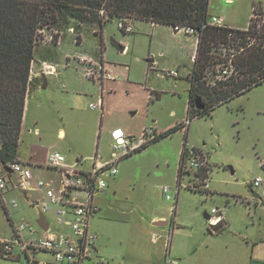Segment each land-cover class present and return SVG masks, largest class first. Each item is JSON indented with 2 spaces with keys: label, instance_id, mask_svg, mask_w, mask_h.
Masks as SVG:
<instances>
[{
  "label": "crops",
  "instance_id": "1",
  "mask_svg": "<svg viewBox=\"0 0 264 264\" xmlns=\"http://www.w3.org/2000/svg\"><path fill=\"white\" fill-rule=\"evenodd\" d=\"M223 2L225 5L214 9V3L210 0L209 17L221 15L225 17L226 24L230 28L242 30L248 28L255 5L242 4L241 0H223ZM259 3L264 11V0H259ZM130 22L132 30L125 31L119 28L122 33L118 39L113 40V46L104 40V30L97 33V29L93 28L92 31L100 40L101 49L99 52H95L93 47L87 45L84 32L82 33L83 39L79 42L77 37L73 38L69 35L63 42L60 38L54 44L49 43L51 46L57 47V54L51 55L44 50L41 58L35 56L30 75L32 86L26 98L19 141L20 146L33 133L34 136L29 143L35 148L29 157L24 158L19 155L18 147L17 160L29 164L36 178H60L57 169L46 165L47 156L51 151H59L65 154L68 163L73 164L80 161L78 167L86 170L91 167L92 158L95 155L100 160H107L104 158L102 148L104 130L107 131L106 135L109 136L111 142L112 132L115 129L136 134L149 124L156 123L157 125L156 114L153 110V106L157 102L154 101V97L156 94L157 98L161 99V91L158 92L155 87H149V80L153 73L157 72L155 74L159 79L170 80L172 78L175 81L176 89L167 92L171 93V97H175L178 94V80L182 78L179 70L182 69L181 66L183 68L186 66L187 70L184 76L187 77L190 88L189 74L194 65L199 39L194 35L179 32L172 25L166 23H154L141 19L130 20ZM71 29L69 30L70 33L75 32ZM75 35L77 36L76 32ZM81 55L101 59L105 71L111 73L113 78L103 81L87 78L84 75L85 65L78 59V56ZM43 64L52 65L53 71H42ZM167 69H177L179 76H162V72ZM44 92L50 95V99L47 101L42 99ZM99 99L103 100V107L92 109L90 104ZM34 104L36 107L32 113ZM45 106L50 108L52 112L43 113L42 109ZM188 107L189 103L187 102V113ZM88 109L96 112L91 114ZM118 111L120 113H117ZM125 112H130L131 115ZM141 114L142 116L139 117L138 115ZM105 117L111 121H113V117L118 118L116 123L119 125L112 127L111 121H106ZM181 120L176 117L174 112L171 120L162 122L161 131L165 132L175 127ZM66 128L71 130L69 135ZM190 128L189 124L188 140ZM72 130L77 133L72 132ZM179 130L181 129L176 131ZM68 137L69 140H66ZM34 138L51 140L54 143L44 147V145H36ZM159 140L161 139L153 143L157 145ZM182 142L184 140L177 146L174 161L168 163L169 166L175 164L174 174L176 175L177 172V177L176 162L182 149ZM70 153L73 155L72 158L69 157ZM123 159L119 161V164ZM86 163L88 165L84 167ZM52 171L56 172L57 175L47 177V175L53 174ZM119 172L116 175L108 176V187L94 196L98 211L90 218V230L96 234L98 240L93 253L98 252L100 240L95 231H98L107 220L122 218L136 220L139 218L148 222L146 229L151 233L153 241H164V257L159 259L156 264H164L165 262V235L167 233H171L172 236L171 256L178 260H180L179 256L184 257L183 261L186 263L179 261L180 264H264V227H261L260 232H257V229L248 232V229L243 228L245 224L256 227L255 212L252 211L250 199L231 195L233 201L237 203L236 206H231L230 197L225 199L216 196V191L211 188V184L208 193L185 186L178 193H175L177 177L173 186L162 185V183L150 185L146 183V180L143 184H139L140 180L132 173L123 175ZM129 181H134L130 188ZM164 186H169L173 190H171V194L173 193L174 199L166 198L163 191ZM126 189L129 190L126 191ZM8 191L9 189L6 194ZM27 192L29 197L26 198L28 200L30 198L29 203L43 199L42 192H38L36 198H33L31 194L33 191ZM235 196H239L240 199H234ZM259 200L261 201V199ZM8 201L11 202L9 199ZM253 202L258 204V200ZM238 203L243 204L238 205ZM219 204L220 208L223 209L224 222L223 228L218 231L217 227L210 228L206 219L210 214L208 211L214 207H219ZM19 205L18 201V207L6 210L11 214V218H13V214ZM38 215L40 218L39 213ZM49 217L53 221V227H56L54 215L50 214ZM39 218L37 223H39ZM11 222L14 221L11 220ZM155 222H162V224L155 225ZM236 222H239L240 225ZM154 227L158 228L154 229ZM66 229L68 228L66 227ZM156 234L159 235L157 239L154 237ZM175 237L178 238V244L174 245ZM20 256L17 252L10 255L13 259H19ZM34 256L36 259L46 261L49 264H64V261H57L53 253L49 251H36ZM4 257L9 258V256ZM88 259L85 260V263Z\"/></svg>",
  "mask_w": 264,
  "mask_h": 264
},
{
  "label": "rangeland",
  "instance_id": "2",
  "mask_svg": "<svg viewBox=\"0 0 264 264\" xmlns=\"http://www.w3.org/2000/svg\"><path fill=\"white\" fill-rule=\"evenodd\" d=\"M212 2L214 3V9L225 5L223 0H212ZM241 2L242 4L249 3L250 6L256 5L260 11L264 12L259 0H241ZM252 19L255 23H257L256 16H252ZM120 22L126 24L130 22V19L128 17L115 18V20L108 22L104 26V40L110 42L112 46L113 40L118 39L119 35L122 33V30L119 29ZM52 26L54 25L45 23L38 30L36 57H40L44 50L46 53L48 52L51 55L57 54V47L51 46V44L54 43L48 41L51 33L53 37L54 32L58 33L59 35L58 38L55 37L54 42H58L60 38L63 42L69 35L73 38L77 37L74 31L70 33L68 30H58L56 26ZM82 30L83 31H80L81 33L79 32L81 34V40L83 39L82 33L85 32L87 45L91 48L93 47L95 52H99L101 49L99 37L95 35L92 29L86 26H82ZM259 32L264 33V28H261ZM225 45L226 44L220 45L218 54L223 58H230L229 63L233 62L232 58L234 55L232 54L235 52L234 46L229 44L228 46ZM218 66L217 73L214 74L213 79H209L210 82L215 81L214 79H217V77H224L223 72L221 74L220 71L225 65L219 64ZM234 67L235 66L231 64L226 68H230V71H232ZM181 68L182 69L179 71L182 74V78L178 80V94L175 95V97H171V93H167L172 89H176L174 86L175 81L172 78H170V80L159 79L156 76L157 72H155L156 74L153 73L149 80V87H155L158 92L161 91V99L157 98V95L155 94L154 101L157 103L153 106V110L156 114L155 119L159 127L156 125V123L149 124L146 127L156 126L157 130L161 132L159 136L161 140L157 142V145L152 142L149 143L151 145L148 148H145L149 145L146 144L140 148V150L145 148L144 150L140 152L137 151L136 153L134 152V154L132 153L133 155L131 154V156L124 158L119 164L118 172L120 171L119 174L123 175H126L127 173L134 174L140 180L139 184H143L145 182L144 180H146V183H149L150 185L162 183V185L173 186L176 182L177 172L175 175V164L173 163L171 166H169L168 163L174 161L176 157L177 146L181 141L184 140V142H182V149L176 162V168H178V177L177 184L175 186V193H178L184 186L193 188V190H201L208 193L211 184V188L215 189L216 191V196H221L225 199L230 197L229 200H231V206H236L237 204L233 201V196L231 195H239L244 199H250L252 211L255 212L256 227H253V225L246 226L245 224L243 225V228L245 230L248 229V232L254 229H257V232H260L261 227H264V82L253 87L244 94L235 97L231 101L216 106L210 115H199L191 120L189 113H187L189 81L187 77L184 76L187 68L186 66L184 68L181 66ZM44 70L45 69L43 65L42 71ZM212 75L213 73H211V76ZM190 76L191 74H189V80ZM42 99L44 101L49 100V93L44 92ZM35 107L36 104H34L32 107V113ZM42 111L45 114L52 112L47 106H45ZM88 111L91 114L96 112L89 109ZM174 112L176 113V117L179 120L182 119L180 123L176 124L178 129L181 130L173 132L172 135L169 136L165 135V138H163L164 136L162 135L168 130L162 132L160 128L161 124L164 121L171 120ZM117 113L120 112L118 111ZM125 113H129L131 115L130 112ZM138 116L141 117L142 114ZM188 119L191 120L189 140L188 129L186 132L182 129L184 122H186ZM105 120L108 122L111 121L107 120L106 117ZM117 120L118 118L113 117V121H111L112 127L119 125L116 123ZM66 129L67 134L69 135L71 130H69V128ZM72 132L77 133L74 130H72ZM141 132L136 134L133 133V135H139ZM106 134L107 131L104 130L102 135V148L105 155L104 158L108 160L110 159V152L112 151V140L110 142V138ZM33 136L34 135L32 133L28 136L29 138L25 139L24 143L20 144L19 155L21 157H29L30 153L35 148L34 145L29 143ZM66 140H69V137ZM50 141L51 140L46 141L34 138L36 145H44V147H48L54 143V141ZM186 146L190 148H204L206 151L207 164L204 173L206 183L193 186L194 181H198V178H196L198 173L193 171L182 172L180 167L181 156L183 148ZM72 156L73 155L70 153L69 157L72 158ZM84 165V167H87L88 163ZM52 172L53 174L47 175V177L57 175L56 172ZM258 177L262 178L263 180L260 186L254 184L255 179ZM37 179H42V177H37ZM58 180L59 179L54 178L56 186H58ZM107 181H109L108 178ZM133 182H128L130 184L129 188L132 187ZM9 186H11V184ZM128 190L129 189H126V191ZM31 194L33 198L38 196V192L35 191L31 192ZM123 194L125 195L124 192ZM239 196H235L234 199H240ZM6 197L9 200L16 198L20 205L19 208L15 210L13 218H11V216H9L8 213H6V211L0 207V238H8L13 233L11 220L18 222L22 218H25L26 221H31L38 229L40 228L37 223V219L39 218L38 209L30 205V199L28 200L26 198L25 192L22 189L9 188ZM171 199H174V196H172ZM259 199H261V201ZM254 200H258V204H255L253 202ZM239 204L243 203H238V205ZM218 206L219 207H214L212 209L210 207L211 210L208 211L210 214L208 215L206 222L207 224L213 223L215 225L212 227V229L223 225L224 222L223 209L220 208V204ZM228 206L229 205L227 204V207ZM48 218L50 219V217ZM236 223L240 225L239 222ZM147 227L148 222L142 221L139 218L136 220H126L125 218L112 221L107 220L98 231L94 228V230H96L95 233H97L100 238L98 245L99 248L98 252H94L92 257L89 258L85 264H156L159 259L164 257V241H153L151 233L146 229ZM157 228L158 227H154V229ZM173 244H178L177 237L174 238ZM16 252L18 255H21V258L13 259L10 256L9 258H5L4 256L0 255V264H24L25 260H35V263L39 264L42 261L35 258L34 253L36 251L28 250V252H21L17 250L14 253ZM179 259V261L184 262L183 256H179ZM63 263L70 264L67 263V261H64Z\"/></svg>",
  "mask_w": 264,
  "mask_h": 264
},
{
  "label": "trees",
  "instance_id": "3",
  "mask_svg": "<svg viewBox=\"0 0 264 264\" xmlns=\"http://www.w3.org/2000/svg\"><path fill=\"white\" fill-rule=\"evenodd\" d=\"M209 3L210 0H0V160H17L26 98L32 86L30 75L38 30L45 23L58 30L73 28L78 42L82 26L94 27L100 33L106 23L119 17L194 26L200 39L190 73L191 119L210 115L216 106L262 84L264 33L259 32L254 21L248 30L204 26L209 18ZM54 37L58 38V33L54 32ZM221 44L234 46L235 70L230 76L210 82L219 64L229 65L230 58L218 54ZM177 129L175 126L162 136ZM222 228L220 225L216 229Z\"/></svg>",
  "mask_w": 264,
  "mask_h": 264
},
{
  "label": "built area",
  "instance_id": "4",
  "mask_svg": "<svg viewBox=\"0 0 264 264\" xmlns=\"http://www.w3.org/2000/svg\"><path fill=\"white\" fill-rule=\"evenodd\" d=\"M253 17H257L258 28H264V12L260 11L255 5L253 7ZM253 19H251V22ZM120 22V28L125 31H131L132 25ZM214 26L225 28L228 27L224 16H211L204 23V26ZM230 28V27H228ZM175 29L186 35H194L200 39L199 31L192 25H176ZM74 29L72 28L71 31ZM248 30V28L244 29ZM55 37L52 33L48 39L54 43ZM78 59L85 65L84 75L87 78L103 81L105 78H113L112 74L105 71L101 59L81 55ZM156 63V62H155ZM228 66H223L220 71L224 77L233 74ZM44 65V71H53L52 65ZM234 65V64H233ZM32 71V70H31ZM231 72V73H230ZM162 76H179V71L164 70ZM223 77V76H222ZM92 109H101L103 100L99 99L90 104ZM191 120H186L182 127L187 130ZM160 133L156 126H149L143 129L139 135L126 133L122 129H115L112 132V151L111 157L108 160H100L95 155L93 163L89 169L83 170L78 167L80 161L75 164L67 163L65 154L59 151H52L48 154L46 165L58 170L60 178L57 181L58 186L54 182V178L37 179L32 173L29 164L21 160L2 162L0 160V207L6 210L18 207V201L12 199L11 202L6 198V191L9 188L22 189L27 192L31 182L36 184V188L30 191L42 192L43 200H35L34 206L38 211L44 213L47 217L49 214L54 215L53 221L48 229L37 228L31 222L24 218L18 222L12 223L13 233L8 238H0V255L10 256L15 251L28 252L32 251H50L55 254L57 261H67L70 264H85V260L91 257L93 249L97 243V236L90 230V218L98 211V206L94 202V196L108 187L107 178L110 175L118 173V164L122 158L131 155L140 150L146 144L153 143L158 140ZM2 141L0 140V147ZM207 153L204 148L184 147L181 156L182 172L193 171L198 173V181H194L193 186L206 183L204 177L206 169ZM196 180V179H195ZM263 182L262 178L255 179V185L260 186ZM11 184V186H9ZM164 194L168 199L172 198L171 188L166 186L163 188ZM10 206V207H8ZM6 213H8L6 211ZM9 216L11 214L8 213ZM211 224V225H210ZM216 224V223H215ZM209 227L215 226L213 223H208ZM66 227L68 229H66ZM154 237H159L155 235ZM171 233L165 235V252L166 258L164 264H180L179 260L172 257L171 251ZM25 264H36L35 260L26 261ZM39 264H48L41 261Z\"/></svg>",
  "mask_w": 264,
  "mask_h": 264
},
{
  "label": "water",
  "instance_id": "5",
  "mask_svg": "<svg viewBox=\"0 0 264 264\" xmlns=\"http://www.w3.org/2000/svg\"><path fill=\"white\" fill-rule=\"evenodd\" d=\"M172 27L174 28L175 26L172 25ZM198 107L201 108V105L198 104ZM38 222L41 225V227L46 230L50 226L51 221L49 219H47V217L45 215L41 214ZM161 224H162V222H155V225H161Z\"/></svg>",
  "mask_w": 264,
  "mask_h": 264
},
{
  "label": "bare ground",
  "instance_id": "6",
  "mask_svg": "<svg viewBox=\"0 0 264 264\" xmlns=\"http://www.w3.org/2000/svg\"><path fill=\"white\" fill-rule=\"evenodd\" d=\"M67 163H68V162H67ZM30 187H31L32 189H35V188H36V184H35L34 182H31ZM32 189H29V190L27 189V191H30V190H32ZM23 191H24V190H23ZM24 192H25V196H26V197H29L28 192H26V191H24ZM29 199H30V198H29ZM29 201H30V200H29ZM34 203H35V201H33V202L31 201L30 204H31L32 206H34ZM34 207H35V206H34ZM35 208H36V207H35ZM38 213H39L40 215H41V214L45 215L44 213H42V212H40V211H38ZM45 216H46V215H45ZM46 217H47V216H46ZM47 219H49V218L47 217ZM49 220H50V219H49ZM50 221H51V220H50ZM51 223H52V221L50 222V224H51ZM33 225H34V224H33ZM38 225L40 226V228H42L41 225H40L39 223H38Z\"/></svg>",
  "mask_w": 264,
  "mask_h": 264
},
{
  "label": "clouds",
  "instance_id": "7",
  "mask_svg": "<svg viewBox=\"0 0 264 264\" xmlns=\"http://www.w3.org/2000/svg\"><path fill=\"white\" fill-rule=\"evenodd\" d=\"M175 28V27H174ZM192 120V119H191Z\"/></svg>",
  "mask_w": 264,
  "mask_h": 264
}]
</instances>
